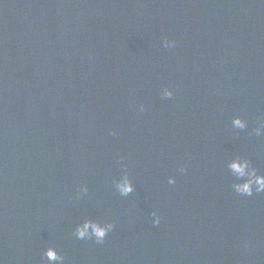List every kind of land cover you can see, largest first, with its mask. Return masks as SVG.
I'll return each instance as SVG.
<instances>
[{
  "label": "water",
  "instance_id": "1",
  "mask_svg": "<svg viewBox=\"0 0 264 264\" xmlns=\"http://www.w3.org/2000/svg\"><path fill=\"white\" fill-rule=\"evenodd\" d=\"M0 264H264V130L211 0H0Z\"/></svg>",
  "mask_w": 264,
  "mask_h": 264
}]
</instances>
